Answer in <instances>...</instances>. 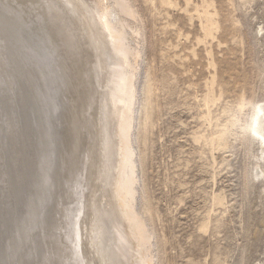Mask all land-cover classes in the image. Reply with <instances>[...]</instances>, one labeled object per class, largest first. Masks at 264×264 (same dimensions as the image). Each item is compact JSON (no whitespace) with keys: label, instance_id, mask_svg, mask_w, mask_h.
Returning a JSON list of instances; mask_svg holds the SVG:
<instances>
[{"label":"rangeland","instance_id":"374dc122","mask_svg":"<svg viewBox=\"0 0 264 264\" xmlns=\"http://www.w3.org/2000/svg\"><path fill=\"white\" fill-rule=\"evenodd\" d=\"M126 1L127 37L141 48L138 91L144 76L136 211L151 231L154 264H264V158L242 135L252 107L264 102V0ZM0 5L65 73L63 84L55 81L59 163L42 264H86L79 233L92 176L85 118L93 96L82 52L33 0Z\"/></svg>","mask_w":264,"mask_h":264},{"label":"bare ground","instance_id":"6f19581e","mask_svg":"<svg viewBox=\"0 0 264 264\" xmlns=\"http://www.w3.org/2000/svg\"><path fill=\"white\" fill-rule=\"evenodd\" d=\"M33 1L79 46L86 93L93 96L85 118L92 176L79 233L85 263L154 264L151 231L136 211L141 48L127 37L123 17L133 14L131 8L126 0ZM32 37L24 21L0 5V264H42L56 189L55 81L63 84L65 73L58 57H49ZM243 134L258 142L264 158V102L252 107ZM262 172L259 165L252 171Z\"/></svg>","mask_w":264,"mask_h":264},{"label":"water","instance_id":"95a60500","mask_svg":"<svg viewBox=\"0 0 264 264\" xmlns=\"http://www.w3.org/2000/svg\"><path fill=\"white\" fill-rule=\"evenodd\" d=\"M143 87H144V76L142 77L141 79V86H140V103H139V110H138V118H137V121H136V125H135V142L137 143V148H140L139 146V139H138V134L140 132V127H141V124H140V116L142 118V111H143V108H144V101H143ZM138 152V157H140V149L139 151L137 150ZM138 174H139V178H140V184H141V187H143V184H142V176H141V161L140 159H138ZM254 178H258L260 176V174L257 173V175H253ZM144 194V192H143ZM140 197V196H139Z\"/></svg>","mask_w":264,"mask_h":264}]
</instances>
